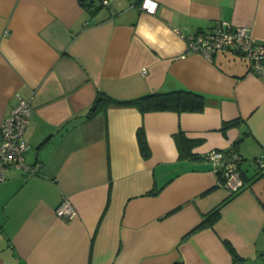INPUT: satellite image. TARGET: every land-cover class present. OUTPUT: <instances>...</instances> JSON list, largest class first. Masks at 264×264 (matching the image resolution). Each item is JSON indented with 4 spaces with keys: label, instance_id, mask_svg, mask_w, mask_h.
Here are the masks:
<instances>
[{
    "label": "crops",
    "instance_id": "1",
    "mask_svg": "<svg viewBox=\"0 0 264 264\" xmlns=\"http://www.w3.org/2000/svg\"><path fill=\"white\" fill-rule=\"evenodd\" d=\"M139 1L0 0V125L30 100L25 161L39 164L0 181V264H264V78L240 52L207 59L184 38L225 20L264 44V0H156L154 14ZM180 89L203 94V109L109 103L87 116L98 92ZM180 130L200 140L190 156ZM211 149L240 155L238 190L212 171ZM64 199L68 221L55 214ZM226 199L212 226L189 233Z\"/></svg>",
    "mask_w": 264,
    "mask_h": 264
},
{
    "label": "built area",
    "instance_id": "2",
    "mask_svg": "<svg viewBox=\"0 0 264 264\" xmlns=\"http://www.w3.org/2000/svg\"><path fill=\"white\" fill-rule=\"evenodd\" d=\"M78 1L81 4L97 2L102 6L110 2V0ZM138 7L140 10L154 14L158 8V2L140 0ZM184 38L188 52L201 54L207 59H211L218 50L234 49L248 60L249 73L264 78V44L252 37L247 26H234L228 21L219 20L211 27L187 34ZM141 71L146 70L142 68ZM31 111L30 100L21 98L0 125V181L5 180L6 171L11 167L19 168L28 174L35 173L39 167L38 163L29 165L25 161L28 144L24 139V130L29 122ZM204 157L210 163L212 171L221 173L224 184L228 188L236 191L243 186L237 153L211 149L205 153ZM254 161L256 166L264 171V155L258 156ZM55 214L68 221L75 217L76 210L68 199H64L55 209Z\"/></svg>",
    "mask_w": 264,
    "mask_h": 264
},
{
    "label": "trees",
    "instance_id": "3",
    "mask_svg": "<svg viewBox=\"0 0 264 264\" xmlns=\"http://www.w3.org/2000/svg\"><path fill=\"white\" fill-rule=\"evenodd\" d=\"M89 4H91V2H86L84 5H89ZM109 103L136 105L141 112L162 111V110H171L176 112H184V111L198 112L201 111L204 107V95L191 90L180 89L169 92L156 91L128 100H118L103 92H98L93 103L91 104V106L87 111V116L93 115L97 111L102 110ZM228 124L230 123H224L222 127L225 128ZM137 139L141 154L147 157L149 155V148L143 128H140L137 131ZM174 139L176 140L178 149L180 150V155L183 156H190L192 147L200 141L199 139L188 138L187 136L184 135V133L181 130L178 131L176 134H174ZM238 156L240 163L241 157L240 155ZM238 167L240 170L239 164ZM216 173L221 174L220 172H216ZM220 178L221 181L224 183L223 176ZM228 199L221 202L213 209L208 211L206 214H204L200 222L197 223L196 226L192 228L189 233L204 227L212 226L219 219L221 206ZM224 242L228 247L229 251L231 252L233 259L234 260L240 259L241 257L234 251L233 247L229 244V242L228 241H224ZM173 264H182V261L177 260Z\"/></svg>",
    "mask_w": 264,
    "mask_h": 264
}]
</instances>
